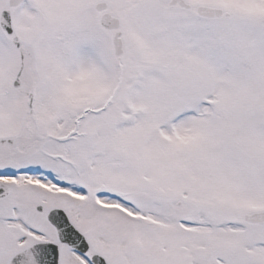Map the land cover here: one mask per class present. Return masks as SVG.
I'll return each mask as SVG.
<instances>
[{
	"label": "snow or ice",
	"instance_id": "snow-or-ice-1",
	"mask_svg": "<svg viewBox=\"0 0 264 264\" xmlns=\"http://www.w3.org/2000/svg\"><path fill=\"white\" fill-rule=\"evenodd\" d=\"M0 264H264V0H0Z\"/></svg>",
	"mask_w": 264,
	"mask_h": 264
}]
</instances>
